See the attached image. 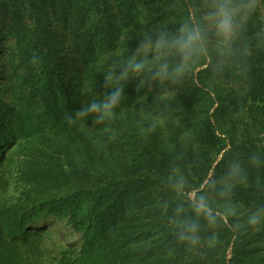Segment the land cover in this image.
I'll use <instances>...</instances> for the list:
<instances>
[{
    "label": "trees",
    "instance_id": "trees-1",
    "mask_svg": "<svg viewBox=\"0 0 264 264\" xmlns=\"http://www.w3.org/2000/svg\"><path fill=\"white\" fill-rule=\"evenodd\" d=\"M1 2L12 6L0 18V48L13 38L14 71L25 67L10 94L33 99L36 111L0 98V192L10 182L4 150L30 138L44 145L29 153L22 201L0 203L1 227L19 235L48 214L65 216L102 264H264V0ZM211 8L219 19L230 13L229 32ZM181 29L200 37L187 60L171 46L140 51ZM134 55L145 67L110 84L107 70L119 75ZM117 87L110 117L76 119ZM27 207L28 222L7 219ZM19 241L8 249L16 264L33 251Z\"/></svg>",
    "mask_w": 264,
    "mask_h": 264
},
{
    "label": "rangeland",
    "instance_id": "rangeland-1",
    "mask_svg": "<svg viewBox=\"0 0 264 264\" xmlns=\"http://www.w3.org/2000/svg\"><path fill=\"white\" fill-rule=\"evenodd\" d=\"M46 2L47 0H40V5H43ZM11 6L12 5L10 3H0V18L4 15H10L9 10L11 9ZM24 8L25 6H21L19 10V15L22 18H24L27 14ZM208 15L211 17L210 20L213 23L220 21L217 16L218 13H216L213 8L210 9V14ZM41 16L47 17L46 13H42ZM5 41L6 42L2 44V49L0 48V66L3 69L2 72L4 73L5 71V73L9 76L10 83L8 82L9 86H7L5 83L2 84L1 81L0 98L2 101H4V103L7 104L8 108L12 107L13 109H15L17 108V106L25 103L29 105L30 111L32 113H35L36 108L32 104H35L36 102L33 99L24 97L20 101H16L15 93L14 95L10 94L12 86L18 81L17 75H24L25 67H23V65H20L21 71L17 72V69L16 71H14V69L18 66L15 62V57H12V54L16 51V43L11 37H9V39ZM52 57L57 60L55 53L54 55H52ZM58 57L62 59L61 54H59ZM38 62L39 59L37 61V64ZM22 63L24 64V66H26V63ZM27 80H29L28 82L31 84L36 83V77H28ZM24 94L29 95V93L27 92ZM13 97L15 100L14 104L12 103L11 99ZM13 114H15V112ZM1 115L2 114L0 113V118L3 117ZM5 116L6 118H10L12 115L6 114ZM24 118L25 117L22 114V120H24ZM216 134L220 135L218 132H216ZM34 146L42 148L44 145L42 141L36 142L35 140L30 138L17 141L14 144H11L8 149L4 150L6 159L5 162L1 164V170H4V173L5 171H7L6 173H8L10 177V182L7 188L5 189V191L0 192V203H4L5 207L10 206L17 201H22L21 198L24 197V192L29 188L30 183L28 180H26V178H24V176L26 175L28 169L27 162L29 160V153L31 151V148H33ZM228 147L229 146L227 145L226 148L220 152L217 159L214 161L213 166H215L221 159L222 154ZM212 173L213 170L211 169L208 173L207 179L203 182L201 188L206 184ZM193 196L194 193H191L190 198L192 199ZM30 209L31 207H27L25 208V210L18 212V214L16 212H13L12 215L8 216L7 219L13 220L14 218H20L21 221H26L30 219ZM222 217L224 220H226L224 216ZM4 226H0V230L3 237L5 238L4 241L6 242L7 247L3 246L0 243V264H16V260H14L13 262L11 261L12 257L10 255L8 257V249L11 253V249L20 242L19 240L22 241L24 237H26L28 243L32 245L33 251L22 254L20 258L23 259L21 260L20 264H92L96 261H99V263L102 264L104 259L106 258L105 255H103L102 257L96 256V250H92V247H90L86 242L83 241V231L74 229L69 223V218L65 216L48 214L46 218H43L34 223L26 224L19 235L15 234L16 229L12 233H10L8 227L5 224ZM230 255L231 253L228 254V257H230Z\"/></svg>",
    "mask_w": 264,
    "mask_h": 264
},
{
    "label": "clouds",
    "instance_id": "clouds-1",
    "mask_svg": "<svg viewBox=\"0 0 264 264\" xmlns=\"http://www.w3.org/2000/svg\"><path fill=\"white\" fill-rule=\"evenodd\" d=\"M220 21L218 24V28L221 32L227 33L231 30L232 21L231 15L227 10L222 9L219 13ZM199 34L195 29H190L185 31L181 29L180 34L175 37L172 41H166L163 36L158 38L154 43H144L141 45L140 51L147 52H162L165 48L171 46L175 47L177 51L182 55L184 60H187L190 55H194L199 46ZM145 67L143 61H137L136 56L134 55L130 61L128 62V68L121 72L119 75L113 74V69L109 68L106 74V80L112 84H119L120 81L126 79L129 75V69L132 72H140ZM178 69L177 71H180ZM166 69H162L161 75L165 74ZM122 89L117 87L113 94L105 99L96 102L95 100L90 101L83 109L78 110L76 112L77 120H84L89 113H101L98 119L103 120L112 115V109L118 103L121 96ZM255 222V221H253ZM195 228L193 227V231ZM193 243H195V239H193Z\"/></svg>",
    "mask_w": 264,
    "mask_h": 264
}]
</instances>
